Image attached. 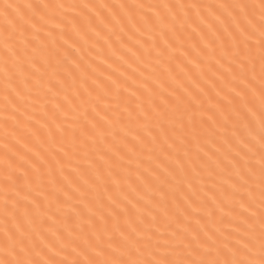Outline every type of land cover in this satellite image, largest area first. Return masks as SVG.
<instances>
[{
    "label": "snow or ice",
    "instance_id": "6c2138e0",
    "mask_svg": "<svg viewBox=\"0 0 264 264\" xmlns=\"http://www.w3.org/2000/svg\"><path fill=\"white\" fill-rule=\"evenodd\" d=\"M0 264H264V0H0Z\"/></svg>",
    "mask_w": 264,
    "mask_h": 264
}]
</instances>
